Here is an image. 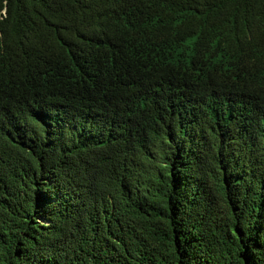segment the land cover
Segmentation results:
<instances>
[{
    "label": "trees",
    "instance_id": "1",
    "mask_svg": "<svg viewBox=\"0 0 264 264\" xmlns=\"http://www.w3.org/2000/svg\"><path fill=\"white\" fill-rule=\"evenodd\" d=\"M0 264H264V0H0Z\"/></svg>",
    "mask_w": 264,
    "mask_h": 264
}]
</instances>
